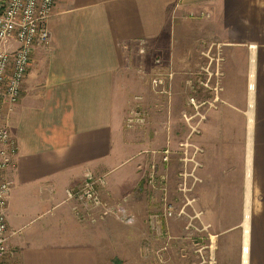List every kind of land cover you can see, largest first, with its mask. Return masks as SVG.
<instances>
[{
	"label": "crops",
	"instance_id": "0c3cea01",
	"mask_svg": "<svg viewBox=\"0 0 264 264\" xmlns=\"http://www.w3.org/2000/svg\"><path fill=\"white\" fill-rule=\"evenodd\" d=\"M47 26L51 44L34 53L35 71L12 117L18 151L5 174L11 183L6 264H148L140 248L142 219L126 228L92 224L67 199V191L82 188L86 172L102 175L137 160L131 150L138 143L124 127L139 92L142 53L146 64L163 53L178 72L208 59L209 82L219 87L203 103L195 134L209 153L224 148L247 195L243 235L216 236L221 252L216 246L214 264H264V220L259 216L251 235L247 214L248 196L264 197V0H57ZM172 41L177 50L167 47ZM36 72L42 84L33 97ZM207 114L209 135L198 129ZM213 127H224L226 136L212 138ZM197 157L196 170L202 166ZM140 169L136 161L129 184H113L109 192L135 194ZM139 204L131 200V212Z\"/></svg>",
	"mask_w": 264,
	"mask_h": 264
},
{
	"label": "rangeland",
	"instance_id": "374dc122",
	"mask_svg": "<svg viewBox=\"0 0 264 264\" xmlns=\"http://www.w3.org/2000/svg\"><path fill=\"white\" fill-rule=\"evenodd\" d=\"M177 46L172 41L167 47L177 50ZM144 55L141 54L136 70L140 81L139 92L133 101H129L124 127L131 135V141L138 143L131 150L132 155L138 156L135 155V158L141 165L140 183L135 192L137 197L133 192L115 198L109 192L113 184H129L131 175L128 172L136 163L134 159L133 164L127 163L102 175L93 176L91 172H86L82 187L87 180L86 175L91 174L96 183L94 197L102 205L101 208H94V202L88 201L90 206L85 218L92 224L114 221L122 228L134 227L142 219L146 232L141 235L140 248L148 264H214L215 247H218L217 252H221V241L215 237L221 234L243 235L247 198L241 189L243 182L237 178L241 175L240 169H232L224 148L217 150L218 155L213 154L216 149L209 153L200 141L201 135L195 134L197 127H194V122L200 120L199 111L204 113L203 103L209 102L219 85L209 82V67L204 66L208 59L202 60L200 68H194L191 63L186 72H178L177 66L171 64L167 67V61L161 56L163 53L149 64L145 63ZM189 58L193 59L192 52ZM32 65L33 57L28 76L34 70ZM32 80L29 92L35 97L41 91L42 76L36 72ZM154 80L163 83L154 86ZM19 101L2 109L0 127L11 129ZM195 114L198 115L196 118ZM209 118L210 114L205 115L201 127H198L201 134L205 133ZM217 128L213 127L212 138H224L227 133L225 128L219 127L218 131ZM195 144L205 154H195ZM194 156H198L197 161L202 164L197 170ZM127 191V187L121 188L122 193ZM135 198H139L141 209L136 214L129 209L131 200L135 201ZM248 202V228L251 235H256L259 216L264 220V197L250 195ZM111 208L115 210L110 211ZM116 208L131 215L132 223L119 219ZM103 210L108 213L100 217ZM94 219H98L97 222H92Z\"/></svg>",
	"mask_w": 264,
	"mask_h": 264
},
{
	"label": "built area",
	"instance_id": "2783aa9c",
	"mask_svg": "<svg viewBox=\"0 0 264 264\" xmlns=\"http://www.w3.org/2000/svg\"><path fill=\"white\" fill-rule=\"evenodd\" d=\"M57 0H0V113L5 106L18 103L23 84L28 76L30 62L38 49L48 48L51 34L48 20L53 14ZM143 52V51H142ZM154 80V86L162 84ZM18 148L13 140L10 127H0V264H4L9 253V231L7 225V201L11 183L6 171L14 165ZM84 186L76 191H67V199L75 203L73 210L82 219L93 201L94 208L102 203L94 197L96 191L91 174L86 175ZM115 210V208L109 209ZM119 219L132 223L133 217L123 209L116 208ZM103 210L100 217H105ZM98 219L92 220L97 222Z\"/></svg>",
	"mask_w": 264,
	"mask_h": 264
},
{
	"label": "bare ground",
	"instance_id": "6f19581e",
	"mask_svg": "<svg viewBox=\"0 0 264 264\" xmlns=\"http://www.w3.org/2000/svg\"><path fill=\"white\" fill-rule=\"evenodd\" d=\"M251 85H252V84H251ZM252 90H253V89H252ZM248 197H249V196H248ZM248 207H249V206H248ZM248 207H247V208H248ZM248 211H249V208H248ZM248 213H249V212H247V214H248ZM247 216H248V215H247ZM247 223H248V222H247Z\"/></svg>",
	"mask_w": 264,
	"mask_h": 264
}]
</instances>
